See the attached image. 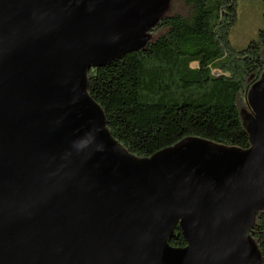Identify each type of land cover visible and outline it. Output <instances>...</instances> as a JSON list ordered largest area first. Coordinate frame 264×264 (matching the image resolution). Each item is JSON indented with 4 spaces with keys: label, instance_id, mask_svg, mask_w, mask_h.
Here are the masks:
<instances>
[{
    "label": "water",
    "instance_id": "1",
    "mask_svg": "<svg viewBox=\"0 0 264 264\" xmlns=\"http://www.w3.org/2000/svg\"><path fill=\"white\" fill-rule=\"evenodd\" d=\"M169 3L0 0V264H262L264 76L245 151L188 138L136 158L87 93Z\"/></svg>",
    "mask_w": 264,
    "mask_h": 264
},
{
    "label": "trees",
    "instance_id": "2",
    "mask_svg": "<svg viewBox=\"0 0 264 264\" xmlns=\"http://www.w3.org/2000/svg\"><path fill=\"white\" fill-rule=\"evenodd\" d=\"M239 1L170 0L144 49L87 73L88 95L130 155L150 159L188 138L251 148L247 97L264 76V27L247 46L233 44ZM250 237L264 264V211ZM170 245L186 247L180 225Z\"/></svg>",
    "mask_w": 264,
    "mask_h": 264
},
{
    "label": "rangeland",
    "instance_id": "3",
    "mask_svg": "<svg viewBox=\"0 0 264 264\" xmlns=\"http://www.w3.org/2000/svg\"><path fill=\"white\" fill-rule=\"evenodd\" d=\"M263 1H239V22L231 32V40L235 46L239 48L247 46L257 38L259 30L264 27Z\"/></svg>",
    "mask_w": 264,
    "mask_h": 264
}]
</instances>
